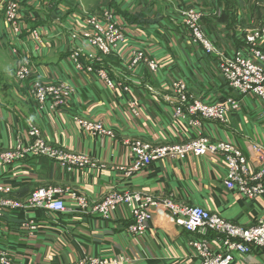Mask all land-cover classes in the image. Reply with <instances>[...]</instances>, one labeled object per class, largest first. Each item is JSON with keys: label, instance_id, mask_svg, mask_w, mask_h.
Here are the masks:
<instances>
[{"label": "crops", "instance_id": "1", "mask_svg": "<svg viewBox=\"0 0 264 264\" xmlns=\"http://www.w3.org/2000/svg\"><path fill=\"white\" fill-rule=\"evenodd\" d=\"M6 1L0 0V57L9 67L3 76L0 73L2 79H7L0 83V154L13 148L17 138L25 141L28 126L33 124L51 148L86 156L89 165L80 171H67L47 158H28L0 166V184L11 187L7 198L23 203L35 190L52 187L61 191L59 198L66 209L61 214L5 212L0 220V250L11 252L14 260L22 264H75L84 256H123L126 264H198L189 243L201 236L180 230L161 209L152 210L148 229L139 237L126 231L132 222L126 206H118L109 220H103L94 207L113 193H136L157 201L171 199L182 206H198L243 227L264 218V194L245 200L224 188L226 165L222 157L189 155L182 161L154 162L129 177L123 174L130 171L133 142L175 145L196 137L195 129L173 117L178 102L167 99L170 82L186 83L192 97L188 104L194 100L219 104L237 97L219 77L218 55L227 59L244 46L247 30L264 23L260 0H167L176 9L185 5L203 14L202 24L219 49L213 56L190 45L185 21L165 12L163 0H147L146 6L137 5L131 11L128 8L133 7L132 0H125L122 7L116 5L124 46L98 68L127 87V92L120 88L109 90L94 75L74 70L68 59L70 52L76 48L88 52L87 47L79 40L72 41L67 26L58 25L47 6L37 0L21 4L26 30L12 41L1 19ZM29 16L35 17V22ZM34 29L44 39L42 46H36L30 37ZM11 46L18 49V57L10 54ZM143 47L160 66L154 73L142 64L128 66L132 50ZM23 52L28 56L31 74L23 83H17L12 78L13 70ZM33 81L67 83L74 92L59 110H49L48 101L40 111L28 93ZM128 100H135L140 108L137 118L129 112ZM238 101L239 112L229 114L225 123L204 120L198 132L212 142L237 147L254 174L264 166L250 148L257 144L264 149L262 104L252 95ZM75 117L99 122L114 136L92 137L79 128ZM28 220L35 222L32 235L24 227ZM205 238L213 250L218 249L212 233ZM263 257V251L254 249L249 255H236L232 264H257Z\"/></svg>", "mask_w": 264, "mask_h": 264}, {"label": "built area", "instance_id": "2", "mask_svg": "<svg viewBox=\"0 0 264 264\" xmlns=\"http://www.w3.org/2000/svg\"><path fill=\"white\" fill-rule=\"evenodd\" d=\"M185 23L193 43H203L209 48L207 40L193 19H199L196 14H192ZM4 21L10 33L15 39H19L23 33V16L20 14L19 5L10 3L4 7ZM118 17V16H117ZM119 19V21H117ZM114 15H105L104 18H89L87 24L100 27L97 33L86 32L84 37L99 50L109 53L114 50L116 45L125 38L123 35V25L118 17ZM103 26V28H101ZM92 29V28H91ZM264 29V28H263ZM101 31V33L99 32ZM31 39L36 46H42L44 39L37 30L30 33ZM244 42L250 50L244 54L240 50L236 51V57L227 59L222 63L221 72L223 78L228 82V86L240 94H251L257 97L262 104L261 116L264 117V71L251 59L264 61V32H250L245 36ZM12 54L19 56L18 49H12ZM24 53V52H23ZM70 62L78 73L94 75L102 81L105 86L114 91L120 88L123 92L129 89L122 84L114 82L110 76L98 68L100 65L98 59L90 53L83 52L76 48L69 54ZM130 66H136L145 62L148 68L156 71L157 67L153 62H149L140 53H135L129 59ZM19 68L16 76L19 83L26 81L31 74L29 59L26 52L20 57ZM256 65V66H254ZM264 69V63H262ZM176 84V83H175ZM170 85L171 91L177 97L185 102L183 84ZM73 88L67 83L45 84L41 81H35L29 89V96L34 102L42 107L46 102H50L49 109L64 105L66 100L73 94ZM226 103V104H224ZM219 104H204L194 102L186 105V111L189 115H183L181 107L174 109V119L178 122H184L189 128L195 129L197 135L188 141L184 146H151L146 142L135 141L130 145L132 164L130 171H124L125 176H131L136 172L148 168L152 163L164 160H178L194 157L215 156L222 157L226 165V176L223 181L224 188L235 192L245 200H255L264 194V166L252 174L247 158L241 150L232 144L225 142H212L203 137L199 131L200 122L204 120L225 123L229 109L235 111L240 108V103L227 100ZM129 112L134 117L140 114V108L135 100H128ZM74 122L86 134L92 137H113L111 130L105 128L99 122H89L76 118ZM27 139L23 141L17 138L14 147L0 154V166H7L24 161L28 158H47L55 162L62 169L67 171L83 170L89 162L86 156L78 154H66L59 150L51 148L42 138L41 133L31 126L26 132ZM252 153L257 157L260 164L264 162V149L257 144L250 145ZM11 193V187L0 184V220L5 212H34L44 211L53 214H61L66 211L61 200V191L57 188L46 187L35 190L23 202L19 203L7 196ZM6 196V198L2 197ZM118 206H126L129 209L131 224L126 228L129 235L139 237L146 233L149 222L152 219V210L161 209L173 221V223L182 231L200 235L198 239L190 241L198 264H232L235 256L249 255L252 251L260 250L264 252V218H259L250 226H239L225 221L217 214L208 212L198 206H182L171 199L157 201L154 198L136 193L109 194L101 203L94 207V212L103 220L107 221L112 217ZM24 227L29 229L32 235L36 231L35 222L28 220ZM210 232L214 236V241L218 244V249L213 250L205 235ZM127 259L123 256L113 258H97L84 256L75 264H126ZM0 264H22L13 260L12 254L7 250H0ZM257 264H264V257Z\"/></svg>", "mask_w": 264, "mask_h": 264}, {"label": "rangeland", "instance_id": "3", "mask_svg": "<svg viewBox=\"0 0 264 264\" xmlns=\"http://www.w3.org/2000/svg\"><path fill=\"white\" fill-rule=\"evenodd\" d=\"M140 1H142V3ZM238 1L239 2H242V0H238ZM32 2L34 3V0H7L6 2H4V5H3L2 9H1L2 10V13H1L2 14V18L1 19H2L3 23H5V21H4V15H3L5 5H9L10 3H15V4L19 5V8H20V6H21L22 3H28L29 4V3H32ZM37 2H38V4L46 5L47 8L52 13L51 14L52 17L54 16L53 18L56 21V23H58V25H59V23L60 24L61 23H64V25L67 26V28L69 29L68 30V33H69L68 34V37H70V39L72 41H74V42H76V41L79 40L78 42H81L85 47H87L86 50H88V52H86V53H90L91 55H93L94 57H96L98 59V61H99L100 64L104 61L105 58H107V57L114 58V57H112L114 54L117 55V54H119V52H121V49L124 46L125 38H123V40L120 41L116 45V47L114 48L113 51H111L109 53H105V52L99 50L98 48H96L95 46H93L88 41V39L84 37V34H86V32H92V34H95V33L98 32L97 29L100 28V27H97V29H95V27L88 25L87 24V21H88L89 18H104L105 15L112 14V15H114L115 19L117 20L119 16L117 15V12L115 11L114 8H115L116 5H121V7H122L123 4H124V2H125V0H37ZM248 2L251 3V1H248ZM260 2H261V5H264V0H260ZM132 3H134L133 4V7H129V5H128V7H129L128 8V11H131V10L135 9L137 5H139V6L140 5H145L146 6V4L148 2H147V0H138L137 3H136V0H132ZM163 3L166 4L165 12L174 14L178 18L183 19L185 22L187 21V19L191 15L190 14V11L193 12L192 14H196L199 17V19H193V22H197V25L199 27V30L202 31V33L204 35V38L207 40V42L210 45V47L207 48V47H205V45L203 43L201 44L199 42L193 43L191 41V38H190V42H191L190 45H192L194 48L200 50L201 53L203 52L207 56H213V55H216L217 54V52H218L219 49L213 43V41L211 39V36L208 34V31H206L207 30L206 27H204V25L202 24V22H203V14L201 12L195 10V7L192 8V7L185 6V5H181L178 9H176V7L173 6V2H171V4H170V2L167 1V0H163ZM116 8L119 9V7H116ZM29 18H31V21H33V22H35V20H36V18L35 17H32V16H29ZM62 21H64V22H62ZM117 21H119V19ZM120 21H121V19H120ZM22 25H23V28L22 29L25 31L26 29H25V25L23 24V21H22ZM5 26H7L6 23H5ZM62 26H63V24H62ZM6 28H8V27H6ZM101 28H103V26H101ZM263 28H264V23L258 24L256 26H254V28H251V29L247 30L246 33L247 34H249L250 32H253V33H263L264 32V29ZM99 32L101 33L100 30H99ZM9 35H10V38L12 39V41H15L14 36L11 33H9L7 36H9ZM123 35H124V32H123ZM14 48H16V47L15 46H11L9 48V51H10V54L11 55H13L11 51ZM239 50L241 52H243L244 54H248V52L250 51L247 48V46H246L245 43H244V46L242 48H240ZM236 51L237 50H235L234 53H232L228 58L229 59H232L234 61L235 60V57H236V54H235ZM135 53L142 54L147 61L153 62L156 65L155 67H157V70L159 69V67H160L159 64L157 63V61H155L154 59H152L150 57V55L147 54V51H146V48L145 47H143V48H136V49L132 50L131 56L134 55ZM220 54H222V52H220ZM218 56H219L220 60H218L219 63L217 65V71H218L219 77L223 78V75H222V72H221V66H222V63L225 62L228 58L227 59H223L221 57V55H218ZM68 59H69V56H68ZM69 61H70V59H69ZM251 61L254 64L258 65L264 71V69L262 68L263 67L262 63H264V61H262V60L260 61V60L253 59V58L251 59ZM129 62H128L129 68H135L136 66L142 64L144 67H146L149 70V72L154 73V71H152V70H150L148 68V66L145 64V62L140 63V64H138L136 66H130V63ZM20 63L21 62H18L17 67H15L14 70H13L14 72H13V77L12 78H14L15 82H17V83H19V80H18V78L16 76V71L19 68V64ZM71 65H72V63H71ZM256 65H254V66H256ZM7 66H8L7 65V62H5L0 57V73H1V75H2L3 72L5 73L6 68H9ZM72 67H73V65H72ZM223 80L225 81L224 78H223ZM3 81H7V79L6 80L5 79H2V77L0 76V83H3ZM34 82L35 81H33L32 84ZM172 84H175V85L183 84L185 86V90L183 92V95L185 97V102H182L177 97L176 94H172L171 93V88L169 86L172 85ZM225 84L228 87V89L231 90L237 96L236 98H228V99H226V101L227 100H230V101H234V102L238 103L239 102L238 101L239 98L246 97V96H251V94H240L241 92L238 93L239 91L238 92H235L233 89H231L228 86V82H226V81H225ZM262 84L264 85V81L262 82ZM169 86H168L169 94H168V98L167 99L169 101H171L172 99L177 100L178 103H177V105H175V107H181L182 110L184 111L183 115H186V116L189 115V113H187V111H186L187 109L185 107L188 104V99H192V97L189 95V92H188L186 83L184 81H182V80H174V81L170 82ZM194 102H196V101L194 100ZM224 104H226V103H224ZM62 106L63 105H59V106L54 107L52 110L51 109H49V110H51L52 112H55L56 110H59V108H61ZM38 109L40 111H42V107L39 106V105H38ZM128 110H129V107H128ZM239 110H240V108H238V107L236 108L235 111L229 109V111L227 113V116H229V114H231V113H235L236 114L237 112H239ZM76 118H78V117H75L74 120ZM79 119H81V118H79ZM82 120H86V119L82 118ZM86 121H89V120H86ZM89 122H94V121H89ZM31 126H33L34 128H36L33 124H30L28 126V129ZM36 129L40 132V130L38 128H36ZM113 136H114V134H113ZM186 144L187 143L175 144V145L174 144H170V145L167 144V145H162V146H184ZM49 146H51V145H49ZM7 151H9V150H6L4 152H7ZM4 152H2V153H4ZM182 160H184V159H182ZM2 197L6 198V196H2ZM7 199H10V198H7ZM13 260H14V258H13Z\"/></svg>", "mask_w": 264, "mask_h": 264}]
</instances>
